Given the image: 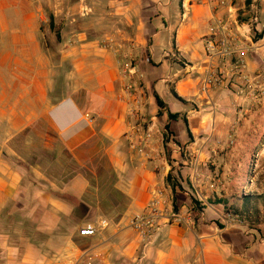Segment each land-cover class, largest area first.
Returning <instances> with one entry per match:
<instances>
[{
	"label": "crops",
	"instance_id": "crops-1",
	"mask_svg": "<svg viewBox=\"0 0 264 264\" xmlns=\"http://www.w3.org/2000/svg\"><path fill=\"white\" fill-rule=\"evenodd\" d=\"M99 1L100 31L74 30L48 47L40 3L0 0V264H264L252 232L230 223L236 217L227 220L221 202L207 201L205 168L251 104L236 95L241 77L259 76L264 90V0L256 22L239 21L233 0L230 12L197 0ZM213 16L236 22L240 36L221 83L204 93L208 71L220 68L219 58L206 54ZM110 31L127 39V52L103 45ZM241 59L244 68L232 70ZM129 64L143 75L136 117L124 90ZM170 112L179 119L170 121ZM135 125L161 131L147 154L127 145ZM170 173L180 183L176 191ZM155 188L183 219L165 220L143 241L129 221ZM101 219L107 227L79 234Z\"/></svg>",
	"mask_w": 264,
	"mask_h": 264
},
{
	"label": "rangeland",
	"instance_id": "rangeland-1",
	"mask_svg": "<svg viewBox=\"0 0 264 264\" xmlns=\"http://www.w3.org/2000/svg\"><path fill=\"white\" fill-rule=\"evenodd\" d=\"M233 1L239 7L238 20L252 22L251 16L254 10L252 5L256 6L258 0ZM35 2L44 7L42 32L48 47H52L57 35L87 27L100 31L98 24L100 11H95L93 8L98 7L99 0H38ZM105 39L114 42L127 40L116 31L104 33L102 40ZM242 108L243 106L237 107V113ZM243 109L246 112L241 119L228 127L227 140L218 141L214 145L218 158L216 157L215 161L212 158L205 166L211 172L209 184L213 179L221 180V186L216 190L208 188L207 201L216 205L221 202L226 219L229 220L230 217L235 216L233 222H229L244 227L248 233L252 232L253 244L264 248V92L259 99L251 101V104ZM176 129L178 130V125ZM207 142L212 143V140ZM219 195L222 196V200L219 199ZM192 199V204L196 208L199 203L194 197ZM246 199L250 200V205L254 206L253 211L248 210L237 216L229 214L228 205L237 204L241 207ZM224 201H228L229 204L226 206ZM199 207L201 211L203 207L201 205ZM36 215L42 217V212L38 210ZM32 228L30 226L29 230ZM32 234H36V231Z\"/></svg>",
	"mask_w": 264,
	"mask_h": 264
},
{
	"label": "built area",
	"instance_id": "built-area-1",
	"mask_svg": "<svg viewBox=\"0 0 264 264\" xmlns=\"http://www.w3.org/2000/svg\"><path fill=\"white\" fill-rule=\"evenodd\" d=\"M38 1V0H31ZM198 3L205 4L215 9L218 7L229 8L230 12L232 6L226 0H197ZM253 14L251 16L252 22L258 20L257 7L253 6ZM239 32L236 26V22L224 17L213 16L209 25V36L206 39V54L213 61L219 58V69H210L204 80L202 91L207 93L211 88H216L221 83V76L226 73V59L231 58L237 51L236 43L239 40ZM103 45L107 48L118 50L122 52L126 49L124 42H114L108 39L103 40ZM132 46V44H131ZM127 52V50H125ZM127 83L124 86L126 95L133 101L134 107L130 110L131 115L136 117L140 113L139 104L142 99L141 83L143 75L132 64L127 65ZM244 68V61L241 59L237 64L233 65L232 70L240 71ZM241 76V74H240ZM242 84L245 86L237 87V96L247 95L251 101L259 99L260 95L264 92L263 88L259 86V76L241 77ZM89 121H92V117L88 115ZM160 130L155 129L152 126L135 125L125 134V140L128 147L135 151L137 154H147L146 147L149 141L156 136L160 135ZM194 173L193 177H199V171L197 170V160L194 161ZM221 186V180L213 179L209 188L216 190ZM222 187L223 184H222ZM164 191L161 188H155L151 192V199L148 202L145 210L130 218V227L138 233L143 241H149L161 228L162 222L166 220V223L182 221L180 213L176 212L172 205L170 208L165 206ZM108 220L101 219L93 223H86L79 229V234L82 236L95 235L98 230L108 226ZM75 264V263H73Z\"/></svg>",
	"mask_w": 264,
	"mask_h": 264
},
{
	"label": "trees",
	"instance_id": "trees-1",
	"mask_svg": "<svg viewBox=\"0 0 264 264\" xmlns=\"http://www.w3.org/2000/svg\"><path fill=\"white\" fill-rule=\"evenodd\" d=\"M57 38L59 39L60 36L57 35ZM176 97L179 100L183 101L182 98H179L177 95H176ZM157 103H158V106L160 108L159 115H162L161 109H163L165 107L164 102L159 97H157ZM168 117H169L170 121H172V120H178L179 117H180V114H178V113H171L170 112V113H168ZM183 122H184L185 126H187V120L185 118H183ZM165 128L167 130L166 131V138H167V140H169L171 138V135H172V131L170 130V125L169 124H166L165 125ZM168 182L171 183V185H172V187H173V189L175 191L178 189L177 188L178 186L181 187L179 185L180 183L177 182V178L176 177H173V174H171V173L168 175ZM72 202H74V201L72 200ZM224 202H225L226 206L229 204L228 201H224ZM76 206L78 208V211L79 210L80 211L82 210V212L84 211L83 205L80 204L79 202H76ZM248 210H250V211H253L254 210V206L253 205H250V200H248V199H246L243 202V205L241 207L239 205H237V204H230L227 207V211L229 213H231L232 215H239L241 213L244 214V212H246Z\"/></svg>",
	"mask_w": 264,
	"mask_h": 264
}]
</instances>
